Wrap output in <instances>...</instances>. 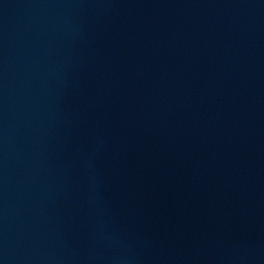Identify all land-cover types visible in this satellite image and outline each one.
<instances>
[{"label":"water","instance_id":"water-1","mask_svg":"<svg viewBox=\"0 0 264 264\" xmlns=\"http://www.w3.org/2000/svg\"><path fill=\"white\" fill-rule=\"evenodd\" d=\"M0 264H264V0H0Z\"/></svg>","mask_w":264,"mask_h":264}]
</instances>
